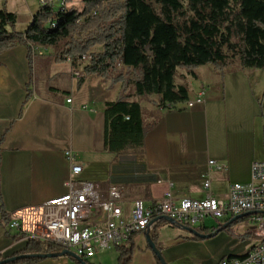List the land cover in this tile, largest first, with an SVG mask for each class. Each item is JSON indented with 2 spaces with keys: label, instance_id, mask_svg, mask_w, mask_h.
Returning a JSON list of instances; mask_svg holds the SVG:
<instances>
[{
  "label": "crops",
  "instance_id": "1",
  "mask_svg": "<svg viewBox=\"0 0 264 264\" xmlns=\"http://www.w3.org/2000/svg\"><path fill=\"white\" fill-rule=\"evenodd\" d=\"M0 64L2 258H11L26 247L8 230V214L68 192L71 165L65 156L67 150L78 155L83 167L78 180L128 191L123 203L126 218L135 201L151 208L167 192L176 201L203 200L208 194L226 199L231 185L249 184L252 165L264 162L261 70L242 69L239 62L222 73L203 66L197 71L198 79L191 77L196 83L182 74L178 83L186 82L189 101L204 93L203 103L193 108H187L186 103L162 107L158 96L139 99L131 89L129 101L141 105L145 121L154 127L145 138L143 151L117 155L105 148L104 106L117 100L120 83L112 85L92 75L79 87L74 74L82 67L74 70L70 62L58 63L51 47L19 45L1 54ZM209 161L226 169L207 175ZM134 164L142 171L132 170ZM206 181L210 182L209 190L205 189ZM247 217L233 223V218L204 223L196 230L213 235L198 240L162 219L149 236L158 235L156 247L165 264H220L224 259L243 257L262 243L257 227ZM123 247L133 249L131 264H162L146 234L134 235ZM86 261L119 264L118 252L104 250ZM36 264L79 263L63 257Z\"/></svg>",
  "mask_w": 264,
  "mask_h": 264
},
{
  "label": "trees",
  "instance_id": "2",
  "mask_svg": "<svg viewBox=\"0 0 264 264\" xmlns=\"http://www.w3.org/2000/svg\"><path fill=\"white\" fill-rule=\"evenodd\" d=\"M74 1L64 0V5ZM81 2L82 12L66 7L55 11L52 0H44L25 32L16 31V14L0 10V55L19 45L51 47L58 63L70 62L74 70L83 67L79 87L92 75L120 83L117 100L104 106L105 148L110 153H140L154 127L131 97L158 96L162 107L189 101L186 82H177L179 69L194 79L203 66L222 73L239 62L242 69L264 70V0ZM83 56L89 60L82 61ZM157 240L155 233L151 241L156 245ZM62 250L32 241L13 256L29 257L8 264H36L45 259L42 255ZM116 250L119 264H131L132 247Z\"/></svg>",
  "mask_w": 264,
  "mask_h": 264
},
{
  "label": "built area",
  "instance_id": "3",
  "mask_svg": "<svg viewBox=\"0 0 264 264\" xmlns=\"http://www.w3.org/2000/svg\"><path fill=\"white\" fill-rule=\"evenodd\" d=\"M54 25L50 24L51 27ZM88 60L89 57H82V61ZM74 75L79 78V71ZM203 96L202 92L196 101H188L187 108L203 103ZM67 102L71 103L72 99ZM65 156L71 165V175L66 182L68 192L43 204L8 214L7 228L16 233L19 242L51 244L86 261L101 251L123 247L134 235H150L161 218L196 229L208 218L220 221L235 218L238 212H248L262 243L245 256L224 259L220 264H264V162L252 165L249 184L231 185L226 199L208 194L203 200L184 198L176 201L172 193L167 192L163 200L151 208L145 207L140 200L135 201L126 218L123 203L129 197L128 191L119 186L103 190L98 184L78 180L83 171L78 155L67 150ZM225 169L215 161H209L207 175ZM204 186L209 190L210 182L206 181Z\"/></svg>",
  "mask_w": 264,
  "mask_h": 264
},
{
  "label": "rangeland",
  "instance_id": "4",
  "mask_svg": "<svg viewBox=\"0 0 264 264\" xmlns=\"http://www.w3.org/2000/svg\"><path fill=\"white\" fill-rule=\"evenodd\" d=\"M52 2H53V7L55 11H59L63 7H66L67 9H75L79 12H82L84 9V4L81 2V0H75L72 4H68L66 6L64 5V0H52ZM41 4H42L41 0H0V10L6 9L8 12L16 14L18 17L17 24H16L17 25L16 31L24 32L26 29V26L30 22H32L33 17L41 9L42 7ZM82 68H80V70ZM80 72L81 71H79V73ZM182 74H185L186 77L188 76L184 69H179V76L177 77V82L181 80ZM259 74H261V76H263V79H264V70H261ZM80 77H81V73H80ZM189 79H190L189 80L190 82L196 83V81L193 80L191 76ZM129 162H139V161H129ZM130 168L134 170L135 172L142 171V168L138 164H134ZM102 189L106 190L104 186H102ZM214 222L215 220L208 218L202 224L205 223L207 225H210ZM19 243L23 245L22 242H19Z\"/></svg>",
  "mask_w": 264,
  "mask_h": 264
},
{
  "label": "water",
  "instance_id": "5",
  "mask_svg": "<svg viewBox=\"0 0 264 264\" xmlns=\"http://www.w3.org/2000/svg\"><path fill=\"white\" fill-rule=\"evenodd\" d=\"M250 214H243V215H240V216H237L235 218L232 219L231 223L233 222H236L244 217H247L249 216ZM162 219L170 222L171 224L173 225H176L178 226L179 228L183 229L184 231H187L189 232L191 235L195 236V237H198V238H201V239H206V238H209L210 236H212L213 234H202L200 233L198 230L194 229V228H189V227H185V226H180V225H177L176 222H174L173 220L171 219H168V218H161L159 220H157L156 222L158 221H161ZM147 240L149 242V245H150V248L151 250L155 253V255L157 256V258L159 259V261L162 263V264H165L162 256H161V253L159 252V250L157 249L156 245L154 243H152L151 241V237L149 235H147ZM29 256L27 255H22V256H16V257H11V258H7L5 260H2L0 261V264H8L10 262H14V261H18V260H21V259H25ZM42 258H63V257H67V258H70V259H73V260H76L79 264H88L87 261H84L81 257L77 256L75 253L67 250V249H63L60 253H54V254H46V255H42L41 256Z\"/></svg>",
  "mask_w": 264,
  "mask_h": 264
},
{
  "label": "bare ground",
  "instance_id": "6",
  "mask_svg": "<svg viewBox=\"0 0 264 264\" xmlns=\"http://www.w3.org/2000/svg\"><path fill=\"white\" fill-rule=\"evenodd\" d=\"M248 212H238V216L243 215V214H247ZM248 218V217H247Z\"/></svg>",
  "mask_w": 264,
  "mask_h": 264
}]
</instances>
